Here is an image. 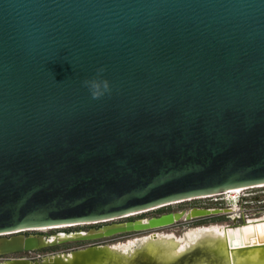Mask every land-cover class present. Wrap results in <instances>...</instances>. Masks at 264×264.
Returning <instances> with one entry per match:
<instances>
[{
	"label": "water",
	"instance_id": "95a60500",
	"mask_svg": "<svg viewBox=\"0 0 264 264\" xmlns=\"http://www.w3.org/2000/svg\"><path fill=\"white\" fill-rule=\"evenodd\" d=\"M101 67L112 91L93 99ZM260 185L264 0H0V235ZM190 211L0 237V255L219 210ZM106 246L8 264H94Z\"/></svg>",
	"mask_w": 264,
	"mask_h": 264
},
{
	"label": "bare ground",
	"instance_id": "6f19581e",
	"mask_svg": "<svg viewBox=\"0 0 264 264\" xmlns=\"http://www.w3.org/2000/svg\"><path fill=\"white\" fill-rule=\"evenodd\" d=\"M252 187L258 188L264 187V185ZM244 189L246 188L230 189L213 195L240 192ZM213 195H209V197ZM160 207L162 206L134 212L123 217L134 216ZM230 211L237 212L236 208L230 209ZM192 212L189 210L185 214H191ZM147 219L145 218L142 221ZM89 223L96 222L58 225L49 228V230ZM262 226H264V215L248 218L244 223H236L235 225L212 224L192 227L180 237L173 232H152L136 237L126 243L107 245L104 256L94 264H264V236L260 234ZM245 229L248 231L246 232ZM81 232L86 233V231ZM74 234V232L69 234L60 232L51 235L49 238L50 240L66 238L74 236ZM237 239L241 241L243 246H233ZM68 253L67 256L65 253H61V256L68 259L71 252Z\"/></svg>",
	"mask_w": 264,
	"mask_h": 264
},
{
	"label": "rangeland",
	"instance_id": "374dc122",
	"mask_svg": "<svg viewBox=\"0 0 264 264\" xmlns=\"http://www.w3.org/2000/svg\"><path fill=\"white\" fill-rule=\"evenodd\" d=\"M192 208H204V209H216L217 212L211 213L206 216L194 217L191 219H180L175 223L156 229L147 231H132L126 233H119L111 237L99 239V240H88V241H69L43 248L36 251H27L17 254L18 256H24L30 261H34L40 258V256L47 257L50 255L61 254L68 251H74L76 249L85 248L96 244L110 245L114 243H126L129 240L135 239L136 237L146 235L152 232H173L176 236L180 237L186 230L196 226H209L212 224L219 225H233L235 218L237 223H244L248 218H255L264 215V187H252L246 188L240 192H229L220 195L204 196L192 198L177 203L162 206L157 209L150 210L145 213H140L134 216L123 217L114 219L113 222H124L135 219H145L152 216H159L168 212H177L184 210L189 211ZM236 208V211H230V209ZM110 221V220H108ZM98 223V222H96ZM94 224V223H89ZM110 224V223H109ZM89 225H77L73 228L87 229ZM94 228V227H93ZM68 228H64L67 230ZM44 234H52L55 229H48L46 233L41 230ZM72 233V232H71ZM59 234V233H58ZM56 235V234H54Z\"/></svg>",
	"mask_w": 264,
	"mask_h": 264
},
{
	"label": "flooded vegetation",
	"instance_id": "af4514ba",
	"mask_svg": "<svg viewBox=\"0 0 264 264\" xmlns=\"http://www.w3.org/2000/svg\"><path fill=\"white\" fill-rule=\"evenodd\" d=\"M113 221H115V220L98 222V223H94V224H85V225H89V227L87 229H81V228L75 229V228H73L75 226H72V227L69 226V227H67L68 228L67 230H64V228H56L55 229V232L52 233V234H44L41 230H24V231H19V232L16 231V232H11V233L1 234L0 237H11V236H14V235H19V234H23L25 236H28V235H31V234H44L46 237H50L51 235L58 234L60 232H66L67 234H69L71 232H74L75 233V232H80V231H86L87 232V231H89L93 227L94 228H99V227H101V226H103L105 224L113 223ZM34 251H36V250H34ZM68 252H70V251H68ZM68 252H66V253H68ZM20 253H22V252L13 253V254H3V255H0V264H8V263H10L11 261H14V260H24V261H28V259L26 257H24V256H18L17 255V254H20ZM54 255H50V256H54ZM50 256H47V257H50ZM44 258H46V257L40 256V258L38 259V261H40V260H42ZM34 261H37V260H34Z\"/></svg>",
	"mask_w": 264,
	"mask_h": 264
},
{
	"label": "clouds",
	"instance_id": "9594fccd",
	"mask_svg": "<svg viewBox=\"0 0 264 264\" xmlns=\"http://www.w3.org/2000/svg\"><path fill=\"white\" fill-rule=\"evenodd\" d=\"M105 70V68L101 67L97 69L94 77L87 78L83 81V85L89 89L93 99H99L106 94H110L112 91L111 81L103 76Z\"/></svg>",
	"mask_w": 264,
	"mask_h": 264
},
{
	"label": "snow or ice",
	"instance_id": "6c2138e0",
	"mask_svg": "<svg viewBox=\"0 0 264 264\" xmlns=\"http://www.w3.org/2000/svg\"><path fill=\"white\" fill-rule=\"evenodd\" d=\"M245 231L247 232L248 230L245 229ZM262 236H264V226H262V230H261V233H260ZM221 235H223V233H221ZM247 239V238H246ZM234 247L235 246H243L241 245V241L239 239H237L235 242H234Z\"/></svg>",
	"mask_w": 264,
	"mask_h": 264
}]
</instances>
